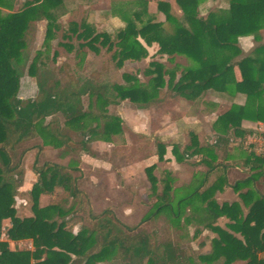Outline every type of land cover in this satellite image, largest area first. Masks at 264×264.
I'll use <instances>...</instances> for the list:
<instances>
[{"label":"trees","instance_id":"1","mask_svg":"<svg viewBox=\"0 0 264 264\" xmlns=\"http://www.w3.org/2000/svg\"><path fill=\"white\" fill-rule=\"evenodd\" d=\"M208 0H176L188 26L178 23L172 14V4L157 1L158 10L166 20L174 24V34H166L162 24L148 21L142 26L141 16L149 0H136L142 12H135L134 19H126V27L112 39L107 33L97 30V25L84 19L70 22L63 38L78 41L79 51L99 52L105 47L113 53L116 66L125 61H142L149 56L148 47L158 45L156 54L167 56L175 63L177 56L186 57L193 64L177 73L167 70L159 61L150 64L144 73L150 79L145 84L137 76L124 74L126 85L108 81L102 71H94L89 77L71 72V66L62 69L39 66L38 52L30 63L29 40L37 20H47L44 46L49 47L56 38L58 26L50 11L62 4V0H33L24 2L15 11L13 0H0V238L4 222L10 221L9 239L13 242L32 240L33 251L11 249L8 242L0 241V264H194L178 242L171 238L154 239L140 226L125 225L111 209L95 214L88 194L78 187L74 172L76 166L53 162L40 165L36 159L32 170L37 177L30 191L33 216L20 218L16 199L25 183L26 169L21 164V147L36 138H41L44 147L64 149L67 153L79 154L89 150V144L96 138L110 141L112 134L122 131L123 120L114 117L106 120L104 130L90 129L84 134L89 116L85 98H94L99 106L118 105L129 101L139 110L163 103L169 98L180 97L195 102L212 91L224 99L234 100L245 95L244 106L233 104L228 112L219 116L215 124L218 135L215 144L201 145L195 135L191 143L180 154V145H174L172 153L178 162L199 157L196 165L205 167L201 184L180 197L177 206L172 198L173 188L168 179L152 216L164 211L178 217L183 203L191 204L196 197L209 216L205 229L216 233L212 241L217 259L225 264L243 261L246 264H264L260 254L264 252V152L257 155L240 149L238 158L231 156L229 145L232 136L243 137L241 128L244 120L264 123V45L245 53L240 38L253 36L260 40L264 29V0H227L228 9L200 16L199 10ZM1 8L10 12L3 14ZM141 39L146 46L142 44ZM72 50V45H66ZM238 68L241 80L236 77ZM28 74L37 85V95L32 99H21V80ZM65 76V80L61 75ZM63 118V121L60 119ZM82 135L74 139L75 133ZM167 145V144H166ZM158 146L160 161L165 160L167 146ZM221 151V152H220ZM182 156V158H181ZM220 157L223 162H220ZM243 160L249 175L232 186L240 192L242 204L247 208L244 214L242 204L235 201L219 205L216 193L224 192L230 186L229 160ZM168 161V160H167ZM154 166L147 169L152 188L156 190L157 180L152 177ZM221 177L206 189L211 174ZM263 186V190L259 188ZM60 198L58 197V193ZM42 196H57L55 202L40 205ZM77 216L82 225L77 233L68 217ZM146 217L142 223L151 219ZM228 217V230L215 224L222 217ZM203 232H196L199 238ZM240 235V236H238ZM204 247V244H200Z\"/></svg>","mask_w":264,"mask_h":264},{"label":"rangeland","instance_id":"2","mask_svg":"<svg viewBox=\"0 0 264 264\" xmlns=\"http://www.w3.org/2000/svg\"><path fill=\"white\" fill-rule=\"evenodd\" d=\"M31 1L33 0H19L14 4V10L18 11L24 2ZM157 1L171 3L172 14L177 17L178 23L188 26L183 13L175 3L176 0H153L149 1L148 7L144 9L141 16L142 22L137 21L139 27L151 21L162 24L166 34H174V24L168 22L166 16L158 10ZM226 8H228L227 0H208L201 5L199 13L200 16L205 17L209 13ZM1 10L3 14L10 12L6 8H1ZM142 11L143 9L140 10V7L132 3L131 0H62V4L50 11L58 30L56 38L49 47L44 46L47 20L34 22L29 40L30 63L41 51L38 61L41 67L60 70L64 64H67L71 66L72 73L86 77H89L94 71H102L108 81L124 86L126 85L123 78L124 74L137 76L141 82L146 84L150 78L145 75L144 71L150 68V64L154 61L163 63L167 70H176L177 73L190 67L193 63L182 56H177L176 63L170 64L167 61V56L156 54L158 46H151L147 59L139 62L128 60L121 67H118L112 59L117 47L113 48V53L105 47H101L99 52L86 50L78 53V41L75 36L71 40L63 38L70 22L80 23L84 19L89 24L97 25L98 31L110 34L113 39L120 30L126 27L127 18L133 20V14ZM64 44L72 45L73 49H68ZM236 72V76L239 77L237 69H235ZM61 76L65 80L64 74ZM37 91L36 82L27 74L21 80L19 97L32 99L36 97ZM204 98H207V102L210 101V97L204 95L202 101L188 105L183 99L175 97L153 105L148 110H139L134 104L126 100L119 101L118 105H109L104 111L105 106L101 107L95 103L94 98L86 97L84 99L85 106L90 114L84 127L87 129L84 134H90L89 130L94 127L100 128V132H102L106 120L111 121L114 117H120L123 120L122 131L118 134H112L110 141L101 138L92 140L89 144V150H83L79 154L67 153L64 149L53 147H44L40 151L39 147L43 146L41 138L25 143L16 156L17 160L21 152L25 150L21 159V164L26 169L25 183L17 197L19 201L16 199L18 216L20 218L33 216L30 191L37 181L32 170L36 159L40 165L45 162H53L77 166L78 171L74 172V176L77 179L78 187L90 197L95 214H101L105 210L111 209L125 225L140 226V230L147 231L157 240L161 238L175 240L192 258L194 264H225L224 259H217L215 256L212 241L218 235L209 229H205V225L210 223V219L202 202L196 197L191 204H182L177 218H174L168 211H164L158 216H152L156 211L155 206L162 202L160 199L168 179L173 188L172 198L175 200L174 206L176 207L180 197L201 184L207 171L205 167L196 165L199 157L185 159L182 164L176 161L177 159L172 161L173 164H169L168 161H160L158 158V146L160 144L175 143L183 148L185 144L191 143L192 135L196 133L199 134L197 136L200 141H204V145L207 144L205 143L207 140H212L215 135H213V130V133L209 130V120L204 116ZM219 104L221 105L220 113L230 108L229 103ZM60 119L63 121L62 117ZM74 139L79 141L82 139V135L76 132ZM171 148L172 145L169 146V150ZM234 149L236 153H233L234 150L230 148V154L238 158L240 151ZM179 152L183 155L182 149ZM222 160L223 158L220 157V162ZM228 165L234 171L228 172L231 177L230 186L224 192L215 195L219 205L231 204L235 201L241 202L240 192L249 188L248 186L242 191H236L232 188L234 184L244 180L249 175L247 169L243 167V160H231ZM152 166H154L152 177L157 180L156 190L152 188V181L147 172V169ZM219 177H221V173L211 174L204 189L211 186ZM259 188L263 190V186H259ZM61 193H58L59 198ZM59 194L61 195L59 196ZM56 199L57 196H42L40 205H49ZM242 209L244 214H247V208L243 204ZM148 216H152L151 219L142 223ZM68 221L74 228V233H77L82 222L77 216L68 217ZM5 222L9 223L10 221L6 220ZM229 223V218L224 216L219 219L215 226L229 231L227 227ZM197 231L203 232L199 238H195ZM26 241L33 242L32 240L18 242ZM200 244H204V247H201ZM10 248L13 247L10 245ZM17 249L25 250L20 249V247ZM260 258H264V252L260 254ZM233 264H246V262L235 261Z\"/></svg>","mask_w":264,"mask_h":264},{"label":"crops","instance_id":"3","mask_svg":"<svg viewBox=\"0 0 264 264\" xmlns=\"http://www.w3.org/2000/svg\"><path fill=\"white\" fill-rule=\"evenodd\" d=\"M149 1H153V0H149ZM16 2H19V0H14V4ZM131 2L132 3H135L136 0H131ZM227 3H228V1H227ZM228 7H229V3H228ZM226 9H228V8H226ZM259 36H260V40L259 41H255V39H254L253 36L240 38V46H241V48L243 47L242 50L246 54L247 53H251L254 50L255 47H257L259 45H264V29L261 30ZM141 41H142V44H144V46H146V44L144 43V41L142 39H141ZM153 46L155 47V46H158V45L157 44H154ZM148 51L149 52L151 51V47H148ZM169 63L170 64H175L176 61H175V63H171V62H169ZM236 69L239 71V77L240 78L238 77V75L236 77H238L237 78L238 80L239 79L241 80L240 70L238 68H236ZM236 74H237V72H236ZM204 95H206V97L207 96L210 97V101H208V102L206 100L207 98L206 99L204 98V100H205V102H204V104H205L204 105V107H205L204 116L207 117L208 120H209V123H210V129L209 130H211V132L213 130L214 133L213 132L212 133H213V135H215L212 138V140H207L205 143H207V144H209V143L210 144H215L216 143V139H217L216 137L218 135H221L220 133H218L216 131V128H215V124L217 122L218 117L219 116H222L223 114H225L226 112H228L230 110V108L232 107L233 104H238V105L244 106L245 103H246V97H245V95L239 94L232 101L230 99H224L223 97L219 96L217 93H214L212 91H209L208 93H206ZM204 95L201 96L195 102H190V101L185 100L183 98H181V99H183L185 102H187L188 105L189 104L190 105H193L196 102L202 101L201 99H203ZM169 99H171V98H169ZM219 103H221V104H223V103H229L230 104V108H227L224 112H221L220 113L219 108H220L221 105ZM240 125H241V128L246 131V135H244L243 137H238V136L233 137L232 136L231 143H230V145H229L228 148L229 149L231 148L232 150H234L233 153H236V150L234 148H236V149H238L240 151V149L237 148L238 146L241 148V150L246 151V150H244V148L242 146V141L245 138H247V136H249L250 134H252L254 132V130H256V129L264 130V123L263 122H252V121L244 120V121H242V123ZM194 135L198 138L199 143L201 145H204V141H200L199 137L197 136L199 134L196 133ZM234 142H236V144H233ZM167 145H168L167 146V156H165V160L166 161L168 160V163L169 164H173L172 161L176 160V157L172 153V150L174 148V145H178V144H175V143L170 144V145H172V148L170 150H169V146L170 145L169 144H167ZM187 145L188 144H185V146L183 148L181 147V149H184ZM229 152H230V150H229ZM221 162H223V160ZM179 163L182 164V162H179ZM227 163H231V160H229ZM231 170H232V168H230L228 172H230ZM232 171H234V170H232ZM228 177H229V182L231 183V177H230L229 173H228ZM17 201H19V200L17 199ZM10 223L11 222H9V223L4 222V225L3 226L6 227V228H8V229H10L11 228V224ZM6 242H8L13 247L12 249H17V247H20V249L33 250L32 242H30V241H26V242L6 241Z\"/></svg>","mask_w":264,"mask_h":264},{"label":"built area","instance_id":"4","mask_svg":"<svg viewBox=\"0 0 264 264\" xmlns=\"http://www.w3.org/2000/svg\"><path fill=\"white\" fill-rule=\"evenodd\" d=\"M242 146L247 152H251L257 155H261L264 152V130L256 129L252 134L247 136L242 141ZM9 229L3 226L2 236L0 241H11L8 236ZM33 247V242H32Z\"/></svg>","mask_w":264,"mask_h":264}]
</instances>
